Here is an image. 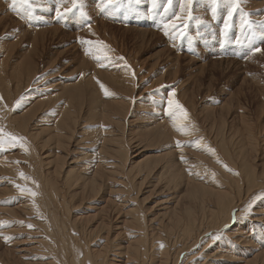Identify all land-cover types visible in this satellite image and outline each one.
Wrapping results in <instances>:
<instances>
[{"label":"rangeland","instance_id":"374dc122","mask_svg":"<svg viewBox=\"0 0 264 264\" xmlns=\"http://www.w3.org/2000/svg\"><path fill=\"white\" fill-rule=\"evenodd\" d=\"M31 3L30 10L16 13L12 10L11 0H0V98H2L0 128H3L4 132L2 137L4 144L0 148V155H9L13 163L18 162L16 165L12 163L16 174L7 175L0 171V176L10 181L13 179L14 182H24L22 175L26 176V179L32 175L31 172L24 170L29 164V151L25 149L28 145L35 148L40 160L45 159L41 158L42 153L54 157L50 167L56 166L53 169L58 171L56 175L58 181L71 178V174L74 173L78 176L86 175L85 168L81 166L87 159L85 161L79 158V154L85 148L88 151L91 148L95 149L96 134L90 129L94 126L98 127L102 121L105 127L109 126L114 134L121 137L125 151L131 156L126 159L127 161L123 157L115 160L122 166H119L120 170L124 171L119 177L121 181L124 175H130V167L133 165L131 163L134 162L132 158L134 145L142 147L137 151L140 153L136 157L138 160L154 154L152 149H163L164 144L152 145L153 148L148 146L151 139L147 138V129L143 128L149 126L159 112L164 119L168 120L172 117L174 121L183 123L184 126L188 125L187 127L197 132L199 128L202 134L199 131L198 135H200H197V138L205 135L203 140L213 149L217 148L218 139L215 137V130L220 127L219 124L224 123V135L230 136L231 132L240 131L242 125L235 115L238 112L247 115L246 119L253 124L252 133L254 132L255 137L252 135V138L255 139L254 142L259 150L258 155L256 154L258 157L253 161L257 167H261V161L264 160V0H156L155 5L152 0H115L114 4L107 3V0H75V6L73 0H31ZM57 9L62 14L61 18L57 17ZM66 9L71 11L65 12ZM230 11L231 16H229ZM94 69L95 74L92 73ZM110 77L113 78L112 81L106 79ZM93 79L96 81L94 82ZM71 82L78 86L79 90L67 91L68 88L63 87V83ZM101 84L107 90V96L104 89L99 86ZM73 91L78 93L70 96L69 92L72 94ZM169 100L173 101L171 106ZM102 104L111 106L107 110L118 121L121 120L120 126L115 123L112 126L107 125L110 123H105V119L97 116L95 110H92ZM114 104H124L129 111L126 112L122 107L118 108ZM176 104L187 112L186 119L175 118L179 116ZM26 108L28 112L32 111L29 115H26ZM59 108L63 110H58ZM60 111L68 118L70 116L66 115V112L72 111L73 117L79 118L75 122V131L67 132L73 136L68 146L69 152L64 149L62 152V148H57L53 144L54 141L48 140L51 139L48 134L56 132L54 123L58 122L57 126L61 129V120L68 119L63 117L59 119ZM174 112L176 116L172 115ZM16 115L26 118L22 121L13 117ZM55 115L59 116L55 117ZM5 118L8 120L3 121ZM19 120L22 121L20 124ZM87 123L89 127H85ZM130 129L133 130L140 146L132 143L134 141L130 136L129 132L132 131ZM210 129L214 134L209 136ZM227 131H230V134ZM9 134L19 136L17 137L19 139L9 141ZM227 135L226 137H229ZM236 137H239V133L234 136L237 140ZM234 138L230 139L234 141ZM196 140L193 139L191 144L196 143ZM23 143L25 147L21 146ZM145 147L149 149L146 150ZM19 150L20 154H18ZM99 150L94 152L95 155ZM65 152L68 157L57 166L55 162L57 155H64ZM217 152L220 153L218 150ZM100 154L92 156L94 159L91 158V162L95 161L91 163L92 165L96 164V161H101L96 159L102 156ZM220 155L226 160L224 155L221 153ZM53 169L47 170L53 171ZM44 170L47 171L46 168ZM129 175L128 177L131 176ZM155 176L148 177L143 183L139 199L146 197V192L153 187ZM23 182H18V185L22 186H19L17 192L6 191L2 196L0 194V199L7 198L11 205L17 200L23 201L24 198L21 197H25L26 190L23 185L32 184L29 182L23 184ZM118 182L115 185L119 184ZM60 187V192L65 196L69 206L58 213V218L66 222L76 221L77 217L94 215L96 207L104 202L103 196H107L104 194L109 193L107 188L104 193L102 192L103 195L99 194L100 196H82L76 195V189L69 187L67 183ZM35 188L42 189L38 185ZM158 189L161 193H156L143 202L147 216H150L151 207L161 205L160 199L163 201L162 199L169 194L184 191L178 188L169 191ZM68 190L74 193L68 194L66 192ZM231 191L236 190L231 188ZM122 194H126L129 198L135 196L131 192H122ZM114 195L119 196L115 192ZM137 199L133 201L137 202ZM263 199L264 193L258 200L262 202ZM258 200L250 204L253 212L259 210L261 203ZM250 201L248 199L243 205L238 204L239 209L236 207L232 211L230 224L221 228V232L245 222L244 220L239 222L238 212L241 210L245 213L246 210L243 209H246V204ZM3 203L5 202H0V207L4 206ZM77 213L82 214L77 215ZM251 214L252 212H248L246 218L251 217ZM23 222L26 224L28 221ZM95 222L96 220L91 221L90 226ZM258 223L253 224L264 229L263 222L258 221ZM52 225L54 229L59 228L53 220ZM22 230L27 228L23 227ZM36 232V230L22 231L16 236L15 241L20 242L29 238L33 241L42 236ZM96 234L105 235L104 232L93 231L91 238H80L77 242L92 248L105 239V236L98 239ZM207 234L201 240L212 237V233ZM128 237L124 236L123 241ZM123 241L118 240L117 243ZM214 242L217 243V240ZM200 245L201 243L196 246L198 250L201 248ZM5 247L0 243V254H3L2 249ZM193 250L197 251L195 248ZM193 250L191 252H194Z\"/></svg>","mask_w":264,"mask_h":264},{"label":"bare ground","instance_id":"6f19581e","mask_svg":"<svg viewBox=\"0 0 264 264\" xmlns=\"http://www.w3.org/2000/svg\"><path fill=\"white\" fill-rule=\"evenodd\" d=\"M92 73L95 74V69ZM104 76H106L105 73ZM111 78L106 79L112 81L113 78ZM71 83H63V87L68 88L67 91L79 90L78 86ZM92 85L94 86V84ZM60 86L62 87V85ZM74 93L78 92L73 91L72 94L69 92L70 96ZM114 105L118 108L119 106L122 107L126 112L129 111L124 104ZM110 107V105L102 104V106H95V109L92 110H95L97 116L99 115L102 119H105V123H110L107 125L112 126L115 123L120 126L121 120L118 121L108 112L107 109ZM151 109L153 110V108ZM58 110L62 111L63 109L59 108ZM92 110L89 111L91 112ZM25 111H27V108ZM31 112L27 111L26 115ZM71 112H66V115L68 114L70 118L65 117L63 112H61L60 116L57 115L59 119L61 117L68 119L62 118L61 129L57 126L58 122H55L54 125L56 127H53H55L54 131L56 132L48 134L51 137L48 140L54 141L55 143L53 144L57 148L60 147L62 148L61 150L64 149L68 152V146L73 136H70L67 132L75 131V122L78 118L73 117V112ZM161 114L160 112L156 114L155 117H157L152 121L149 118L151 124L143 128L147 129V138L151 139L148 142V146L164 144L163 149H152L154 154L138 160L136 157L140 153L137 151L142 147H135L134 145V151L130 150L134 154L132 157L134 162L131 163L133 165L129 166L131 176L126 174L127 177L124 175L121 181H119V177L124 174V171L123 169L120 170L119 166H122L115 160L122 157L126 160L128 157L131 158V156H128V152L125 151L120 140L121 137L119 138L117 134H114V131L109 126L105 127L101 123L102 121L98 127L94 126L90 129L96 134L95 149L90 147L91 149L88 151L85 148L79 154V158L87 159L81 166L86 171L84 176H78L74 173L71 174V178L58 181L56 178L58 171L53 169L56 166L50 167L54 162V157L42 153L41 158L45 159L40 160L34 150L35 148L31 145L26 148L23 143L21 146L29 151V164L24 170L31 172L32 175L27 179L26 176L22 175L21 177H24V182L32 184L23 185L26 188L24 191L25 197H21L22 199L24 198L23 201L17 200L11 205L6 200L7 198L0 199L5 202L3 203L4 206L0 207V243L8 247L2 249L5 257L0 254V264H264V229L253 224L255 222L258 223V221L264 224V201L258 200L264 193L260 192L264 190V160L261 161V165L258 164L261 167H257L254 163V158L258 157L257 153L259 150H257V144L254 142L255 139L253 140L252 138V135L255 137L254 132L252 133L253 124L246 119L247 115L244 116V114L239 112L235 115L242 122L241 129L240 131H233L231 134L229 133L231 128L228 129L230 131H227V133L230 136L226 135L229 137L224 135V123L219 124L220 127L215 130L216 136L214 135L218 139L216 141L218 142L217 148L214 147L213 149L208 146L209 144L206 145L205 140H203L205 135L197 138L200 135H198L199 128L197 132L193 128L187 127L188 125L184 126L185 124L182 123V125L180 122L174 121L171 116V119H164V117L160 116ZM57 116L55 115V117ZM13 117L22 121L26 118V116L21 115ZM92 118L94 119V117ZM237 119L235 120L238 121ZM4 120L8 119L5 118ZM22 121L19 120V124ZM214 122L217 121L214 120ZM174 123L181 128V131L177 130ZM2 124L4 123L2 122ZM122 125H124L123 122ZM87 126L89 127L88 123L85 124V127ZM12 129H14V126ZM44 129L47 130L45 127ZM211 129L209 136L214 134ZM21 130L23 131L24 129ZM50 131L52 132V130ZM129 133L133 137L132 140L134 142L132 143L140 146V142L134 137L133 130ZM238 133L239 137H236V140L234 136ZM195 138L197 139L196 143L192 142L191 144V141ZM230 138H234L236 142ZM177 142H179L181 147H177ZM216 142L214 139V143ZM98 149L100 150L96 155L101 153L100 155L102 156L95 158L101 161H96V164L92 165L95 161L92 163L91 158L96 156L94 152ZM217 150L226 157V160H223ZM19 152L21 151L19 150L18 154H20ZM8 156L0 155V171L7 175L16 174V169L13 166L15 162L13 163ZM66 157H68L66 152L64 155H57L55 159L57 166L63 163ZM123 167L125 168V166ZM44 168L46 170L53 169V171H45ZM153 175H156L153 187L146 192V197L139 199L138 196H140V191L144 186L143 183L148 177ZM3 177L0 176L1 196L6 191L16 190L17 192L20 189L19 186H22L18 185V182L22 183L23 181L14 182L13 179L10 181ZM116 182L119 183L117 184L118 186L115 185ZM66 183L69 187L76 189V195L100 196L101 194L103 195V191L107 188L109 193L104 194L107 196H103L104 202H102L101 206L96 207L94 215H91V217H77L76 221L66 222L58 218V213L69 206V203L65 201V196L60 192V186ZM36 185L42 189L35 188ZM158 188L163 191L177 188L184 191L169 194V196L162 199L163 201L160 199L161 205L149 207L151 211L150 217L147 216V209L143 207V202L150 199L154 194L161 193ZM231 188L236 191H231ZM66 192L68 194L74 193L69 190ZM114 192L119 196H115ZM122 192H131L135 196L129 198ZM133 199H137V202L134 200V203ZM248 199L251 201L246 204L247 206L245 205L246 209H243L246 212L244 213L241 210L238 212L239 222L243 220L245 222L237 224L233 229L221 232V228L230 224L231 217H233L232 211L236 207L239 209L238 204L243 205ZM255 200H258L261 205L258 207L259 210L253 212V209H250V204ZM248 212H252L251 217H248L251 218L249 220L246 218ZM82 213H77V215ZM24 220L28 222L24 224ZM52 220L59 227L58 229L52 227ZM94 220L96 222L90 226L91 221ZM23 227L27 228V230H22ZM217 229H219L220 233L217 231L216 234ZM29 230H36V233L42 234V236L33 241L29 240L30 238L20 242L15 241L19 233ZM93 231L105 233V235L96 234L98 239L105 236V239L99 245L89 248L77 242L80 238H91ZM207 233H212V237L201 240ZM124 236L129 237L123 241ZM118 240L123 242L117 243ZM214 240H217V243ZM200 243L201 248L198 250L196 246H199ZM194 248L197 251L193 250ZM192 250L194 252H191Z\"/></svg>","mask_w":264,"mask_h":264},{"label":"snow or ice","instance_id":"6c2138e0","mask_svg":"<svg viewBox=\"0 0 264 264\" xmlns=\"http://www.w3.org/2000/svg\"><path fill=\"white\" fill-rule=\"evenodd\" d=\"M107 3L114 4L115 3V0H107ZM152 3L155 5L156 4V0H152ZM73 5L75 6V0H73ZM11 6H12V10L14 12H20L21 10H30L32 8V3H31V0H11ZM68 11H71V9H66L65 10V12H68ZM56 14H57V17L58 18H61L62 17V14L59 11V9H57V13ZM231 14L232 13L230 11L229 12V16H231ZM256 51H261V49H256ZM121 59H123V58H121ZM100 86H101L102 89H104V85L101 84ZM104 91H105V95L107 96L108 95L107 90L104 89ZM172 95H174V93ZM0 99H2V98H0ZM168 103L171 106L172 103H173V101L172 100H169ZM176 109L179 112V116L176 117L178 120H183V119H186L187 118V112L182 108V106H180L179 104H176ZM172 115L173 116H176V113H173ZM174 126L177 127V130L178 131H181V128L178 125H176L175 123H174ZM3 136H4L3 129L0 128V148H2L3 147V144H4V140L2 139ZM8 139H9V141H16L19 138H17L15 136H12V135L9 134ZM177 147H181V145L179 144V142H177ZM33 195H35V194H33Z\"/></svg>","mask_w":264,"mask_h":264}]
</instances>
